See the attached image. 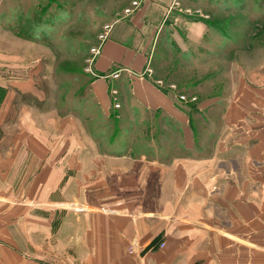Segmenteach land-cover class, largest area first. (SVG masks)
I'll list each match as a JSON object with an SVG mask.
<instances>
[{"label": "rangeland", "instance_id": "rangeland-1", "mask_svg": "<svg viewBox=\"0 0 264 264\" xmlns=\"http://www.w3.org/2000/svg\"><path fill=\"white\" fill-rule=\"evenodd\" d=\"M109 24L151 51L145 68L177 86L165 90L189 129L178 133L162 113L122 99L115 115L101 110L86 59ZM245 97L259 101L247 120L264 121V0H0V197L48 213L53 233L67 212L130 214L148 206L140 197L156 195L164 176L156 162L185 157L188 133L210 154L220 135L242 132L226 115ZM50 159H58L55 173ZM54 248L73 250L59 239Z\"/></svg>", "mask_w": 264, "mask_h": 264}, {"label": "crops", "instance_id": "crops-1", "mask_svg": "<svg viewBox=\"0 0 264 264\" xmlns=\"http://www.w3.org/2000/svg\"><path fill=\"white\" fill-rule=\"evenodd\" d=\"M118 30L112 28L95 70L100 75L126 70L117 79L92 82L101 110L116 114L110 93L115 88L118 102L162 113L164 124L173 122L178 133L182 125L189 129L191 119L181 103L154 78L141 75L151 51L139 50L129 42L131 33ZM241 100L231 105L226 124L237 123L242 132L231 139L220 135L210 154L193 148L188 133V146L181 149L185 157L156 162L164 172L156 195L140 197L136 202L148 206L132 207L130 214L98 206L67 212L53 233L48 213H38L36 206L5 205L7 199L0 197V264H264V121L259 114L253 116L255 124L247 120L250 105L259 101ZM57 160L50 159L54 168L46 169L56 171ZM53 176L43 183L46 188L55 184ZM142 181L148 188V180ZM58 239L73 250L57 253Z\"/></svg>", "mask_w": 264, "mask_h": 264}, {"label": "built area", "instance_id": "built-area-1", "mask_svg": "<svg viewBox=\"0 0 264 264\" xmlns=\"http://www.w3.org/2000/svg\"><path fill=\"white\" fill-rule=\"evenodd\" d=\"M134 5H138V3L136 2V3H134ZM131 12H132V9H127V13H131ZM112 28H113V26L110 25V24L109 25H106L104 27V32L100 34L99 41L97 42L96 45H94L91 48L90 55L86 59V63H87L86 71L89 72V73H91L95 77H101L102 76V75H100V74H98L96 72V70H95V63H96V59L98 58V56L102 52L103 45H104L105 41L107 40V38H108V36H109ZM124 70H126V69L120 68V69H117L116 71L111 72L109 75H104L103 77H111L113 79H117V78L120 77L121 72L124 71ZM152 74H153L152 70L150 68H147L145 70V72L142 73L141 75H147V76H149V77L152 78ZM154 82H155V84L157 86H159L161 89H164V90L165 89H170V90L173 89V91H174L175 89H177V86L176 85H174V84H168V85H166L162 80H154ZM110 93H111L112 99L114 101V106L116 108L120 107V104L117 101V94H118L117 89L111 88L110 89ZM176 96L179 97L180 100H182V101H189V99L185 95H182V94L179 95V94H177ZM191 100L193 101V100H195V98H192ZM162 246H164L163 243L161 244V247ZM134 251L135 250L133 248L130 250V252H132V253Z\"/></svg>", "mask_w": 264, "mask_h": 264}]
</instances>
